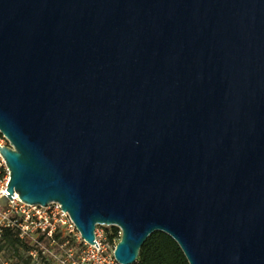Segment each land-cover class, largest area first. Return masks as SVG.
<instances>
[{
    "label": "water",
    "instance_id": "1",
    "mask_svg": "<svg viewBox=\"0 0 264 264\" xmlns=\"http://www.w3.org/2000/svg\"><path fill=\"white\" fill-rule=\"evenodd\" d=\"M0 134V204L119 228V264H264V0H0Z\"/></svg>",
    "mask_w": 264,
    "mask_h": 264
},
{
    "label": "built area",
    "instance_id": "2",
    "mask_svg": "<svg viewBox=\"0 0 264 264\" xmlns=\"http://www.w3.org/2000/svg\"><path fill=\"white\" fill-rule=\"evenodd\" d=\"M0 145H9L7 138L2 134H0ZM9 178V169L0 154V197L6 195L5 193L9 194L6 190ZM11 197L5 205L0 204V241L6 228L16 230L20 238L38 245L29 251L31 256L36 257L38 251L45 254L43 241L48 242L49 245H57L58 232L66 230L77 235L84 249L76 258L69 255L65 261L58 260L60 262L58 264H119L113 252L107 253L105 249L106 233L101 225H97L94 230L97 247L95 242L90 244L81 238L70 216L61 209L59 203L50 202L45 206L28 204L23 202L15 191ZM118 232L121 234L119 228ZM50 253L52 254V251Z\"/></svg>",
    "mask_w": 264,
    "mask_h": 264
},
{
    "label": "rangeland",
    "instance_id": "3",
    "mask_svg": "<svg viewBox=\"0 0 264 264\" xmlns=\"http://www.w3.org/2000/svg\"><path fill=\"white\" fill-rule=\"evenodd\" d=\"M102 229L106 233V238L104 240V245L107 253H111L114 250V247L117 241L120 238L119 232L117 236L109 239V234L111 233L112 226L101 225ZM57 235V245H49L48 242L43 241L42 244L45 246V254H42L40 251L36 253V257H33L29 254V251L35 247H38L37 244L32 241H28L30 249H25L24 247H18V251L15 252L14 247L3 245L0 249V263L7 262L8 264H58V260H66L69 255L74 256L75 258L79 253L84 249L83 243L79 240L77 235L74 233H68L64 230L58 232ZM59 245V246H58ZM52 251V254L50 253Z\"/></svg>",
    "mask_w": 264,
    "mask_h": 264
},
{
    "label": "trees",
    "instance_id": "4",
    "mask_svg": "<svg viewBox=\"0 0 264 264\" xmlns=\"http://www.w3.org/2000/svg\"><path fill=\"white\" fill-rule=\"evenodd\" d=\"M109 239L117 236L118 228L111 227ZM3 245L30 249L28 240L18 236L16 230L6 228L0 241V249ZM133 264H189L177 243L162 232H154L146 239L139 250L138 257Z\"/></svg>",
    "mask_w": 264,
    "mask_h": 264
}]
</instances>
